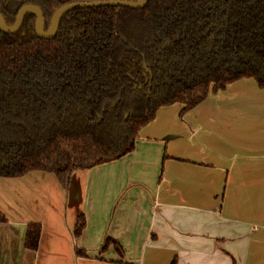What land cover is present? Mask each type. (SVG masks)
Listing matches in <instances>:
<instances>
[{
	"label": "trees",
	"instance_id": "trees-1",
	"mask_svg": "<svg viewBox=\"0 0 264 264\" xmlns=\"http://www.w3.org/2000/svg\"><path fill=\"white\" fill-rule=\"evenodd\" d=\"M72 1L93 0H0V13L11 25L22 6H38L45 30ZM34 22L29 12L16 32L0 31V177L43 171L67 189L75 170L133 151L158 108L178 103L182 115L242 78L264 88V0L76 7L50 38ZM84 226L80 214L74 235ZM40 234L28 224L24 246L36 250ZM110 242L119 250L108 237L102 250Z\"/></svg>",
	"mask_w": 264,
	"mask_h": 264
},
{
	"label": "crops",
	"instance_id": "crops-1",
	"mask_svg": "<svg viewBox=\"0 0 264 264\" xmlns=\"http://www.w3.org/2000/svg\"><path fill=\"white\" fill-rule=\"evenodd\" d=\"M181 108H158L133 151L67 189L43 171L0 177V264H264V88L242 78Z\"/></svg>",
	"mask_w": 264,
	"mask_h": 264
},
{
	"label": "water",
	"instance_id": "water-1",
	"mask_svg": "<svg viewBox=\"0 0 264 264\" xmlns=\"http://www.w3.org/2000/svg\"><path fill=\"white\" fill-rule=\"evenodd\" d=\"M147 0H93L90 2H68L60 7H58L51 15L50 22L48 25V28L46 30H42V23H43V14L41 9L38 6L35 5H24L22 6L16 17L15 21L11 25H5L2 16L0 13V31L4 33H14L16 32L21 25L22 19L26 13L32 12L35 14V22H34V31L35 34L40 38H50L54 32L57 25V22L59 19L68 11L71 9H74L76 7L79 8H89V7H99V6H114V5H120L130 8H141L145 5Z\"/></svg>",
	"mask_w": 264,
	"mask_h": 264
},
{
	"label": "rangeland",
	"instance_id": "rangeland-1",
	"mask_svg": "<svg viewBox=\"0 0 264 264\" xmlns=\"http://www.w3.org/2000/svg\"><path fill=\"white\" fill-rule=\"evenodd\" d=\"M250 80L253 82V79H251L250 78ZM186 113V112H185ZM185 113H183L182 115H180V111L178 112V117L181 119V118H183V115L185 114Z\"/></svg>",
	"mask_w": 264,
	"mask_h": 264
},
{
	"label": "flooded vegetation",
	"instance_id": "flooded-vegetation-1",
	"mask_svg": "<svg viewBox=\"0 0 264 264\" xmlns=\"http://www.w3.org/2000/svg\"><path fill=\"white\" fill-rule=\"evenodd\" d=\"M72 2H73V1H72ZM67 3H68V2H67ZM50 18H51V17H50ZM49 22H50V21H49ZM48 25H49V24H48ZM47 28H48V27H47ZM47 28H46V29H47ZM46 29H45V30H46ZM42 30H43V29H42ZM43 31H44V30H43Z\"/></svg>",
	"mask_w": 264,
	"mask_h": 264
}]
</instances>
